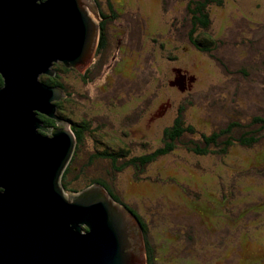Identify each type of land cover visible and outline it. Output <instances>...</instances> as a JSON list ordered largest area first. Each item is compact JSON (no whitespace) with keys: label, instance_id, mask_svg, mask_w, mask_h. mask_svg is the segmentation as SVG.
<instances>
[{"label":"rangeland","instance_id":"rangeland-1","mask_svg":"<svg viewBox=\"0 0 264 264\" xmlns=\"http://www.w3.org/2000/svg\"><path fill=\"white\" fill-rule=\"evenodd\" d=\"M96 1L105 14L107 2L120 4L117 19L108 25V62L103 60L100 67L93 57L94 67L89 64L81 74L91 68L86 80L78 72L59 75L69 93L61 89L59 111L86 120L92 130L84 135L74 163L82 170L80 179L69 174V187L80 190L92 179L113 185L145 223L156 264H264V162L254 164L256 154H264V132L252 149L236 144L224 156L190 151L192 143L199 145L200 135L264 118V0H222V8L210 6L205 33L217 41L211 53L191 47L187 40L185 8L192 7L193 0ZM96 19L98 26L97 11ZM167 103L170 113L157 118ZM179 108L185 109L181 118L192 134L173 141L169 153L141 172L128 167L114 176L113 184L106 179L108 160H96L84 169L100 142H109L113 149L128 147L134 158L163 147V133L174 124ZM205 193L211 198L199 196ZM203 207L213 214L208 211L205 218L199 210ZM217 209L221 222L230 226L227 219L235 218L237 232L219 223ZM229 234L239 238L229 243Z\"/></svg>","mask_w":264,"mask_h":264},{"label":"water","instance_id":"water-1","mask_svg":"<svg viewBox=\"0 0 264 264\" xmlns=\"http://www.w3.org/2000/svg\"><path fill=\"white\" fill-rule=\"evenodd\" d=\"M94 6L0 0V264H145L138 220L103 186L62 194L75 138L50 104L62 93L36 80L52 77L55 60L80 74L92 61L100 31ZM36 110L64 130L39 127Z\"/></svg>","mask_w":264,"mask_h":264},{"label":"trees","instance_id":"trees-1","mask_svg":"<svg viewBox=\"0 0 264 264\" xmlns=\"http://www.w3.org/2000/svg\"><path fill=\"white\" fill-rule=\"evenodd\" d=\"M186 1V0H184ZM94 3L97 7H99V4L96 0H94ZM190 5H193L192 7H187L185 8L186 12L189 15V29L187 31V40L190 44L191 47L198 49L201 52L204 53H211L214 45L216 44V40L209 38V36L205 33V30L209 27L210 25V15H209V8L210 6H215V8H222L224 5L222 0H193V2L189 3ZM120 4L116 5V7H113L110 2H107V9L110 11L111 15L113 17H117V14L120 11ZM100 9V8H99ZM105 13L101 12V10L98 12L97 16L99 20L103 19ZM107 24V21H105ZM98 26L100 28V33L98 36V44H97V51L94 53V64L97 63L98 66L104 67L103 60L106 59L105 63L108 62V53L106 56L104 53L101 52V48L103 46L104 41L106 40L107 37V29L106 25H103L100 22L98 23ZM100 56V57H99ZM100 58V59H99ZM217 62H219L217 60ZM94 64L91 65V68L94 67ZM91 68H88L83 75H81L78 71L73 70V69H66L62 64H55L53 69L55 71V76L54 77H48L45 79H41L43 83L47 84L48 86L54 87L56 84L57 87H60L63 89L67 94V90L62 87V84L59 81V75L63 74L64 72L67 73L69 72H78L79 78L82 80H86L87 77L91 74ZM65 74V73H64ZM57 78L56 82L53 80L54 78ZM85 82V81H83ZM3 85V81L0 77V87ZM65 93V94H66ZM57 106V114L61 116L63 119L67 120L68 123L70 124V128L75 135L76 139V146H75V151L74 154L65 169L62 179H61V184L63 185V188L66 193H80L81 191L87 189L88 187L96 184H99L104 187V189L107 191V193L111 196V198L115 201L117 205H121L126 207L132 214L133 216L138 220L144 234V244H145V251H146V264H156V257H155V247L151 246L150 240H149V232L147 230V227L145 223L142 221V219L138 216V214L128 205L122 202L121 198L118 196L116 190L113 188V185L105 183L103 180L99 179H92L90 180L86 185H84L80 190L74 189L69 187V183L67 181V178L69 174H76L73 176L74 180L80 179V173H82L77 166H74V163H77L78 159V153L81 151V145L83 144V137L88 134L91 130L90 128V123H87L86 120L82 121H76L72 118L70 115H64L59 111V105L58 102L56 104ZM185 111L182 108H179L177 114L178 116L175 118V122L172 125L171 128H168L164 131L163 133V147L156 149L148 154H144L141 157L134 158L131 156V152H129L128 147H124L122 145L117 146L115 149L112 148V146L108 143L100 142L98 145V149L96 147L95 151L92 153H89V157L87 162L84 165V169L87 168L89 165H91L93 162L96 160H106V162H110V167L107 170L106 173V179L109 180L111 179L110 182L108 183H113V178L116 174L122 173L124 170H126L128 167H132L136 170V172H141V170L146 167L149 164H152L156 159L159 157H162L169 153L172 149L171 143L173 141L178 142L179 139L185 135L186 133L192 134V129L190 127H184V122L181 118L182 113ZM39 120L43 123L44 126H54L55 122L45 116L38 115ZM92 131V130H91ZM231 131H239L241 132L238 137H233L231 136ZM262 132H264V118L262 117H254L252 118V121L250 125L243 127L242 125H238V123H232L229 125L226 129H220L217 132L211 134L210 136H204L200 135V140H199V145L192 143L194 147H191V150L193 153L196 155H201L205 156L207 154H218L220 156H224V154H227L228 150L230 147H233L234 145H239L240 147L252 149L254 146L259 145L261 142L258 139V135H260ZM126 134L124 133V136ZM122 146V147H121ZM142 148H145L146 146H141ZM214 149V150H213ZM108 160V161H107ZM264 162V154H256V159L254 164L255 165H260L261 163ZM73 166V167H72ZM109 166V163H108ZM140 176V173L138 174ZM75 183V181H73ZM240 186H244V183L239 181ZM114 184V183H113ZM241 187L238 185L235 186V190H240L238 193L242 192ZM199 196L203 198H211V196L207 193L204 195L200 194ZM220 206H222V201L219 203ZM202 213V215L205 218H208L210 214H213V210H208L206 207L200 208L199 209ZM214 211V216L219 219L220 212ZM210 211V214L209 212ZM219 215H217V214ZM222 218V216H220ZM227 218V217H225ZM230 223V226L227 225V221H222L219 219V223L225 225L227 227V230L231 231L233 233L234 230L233 228V222L237 221L234 219H227ZM217 222V221H216ZM229 228V229H228ZM87 230L86 228H84ZM237 232V231H236ZM239 238L238 235H234L231 238L230 234L228 236V242H235L237 238ZM248 237V236H246ZM251 237V235H249ZM241 238V237H240ZM259 264V263H257Z\"/></svg>","mask_w":264,"mask_h":264},{"label":"bare ground","instance_id":"bare-ground-1","mask_svg":"<svg viewBox=\"0 0 264 264\" xmlns=\"http://www.w3.org/2000/svg\"><path fill=\"white\" fill-rule=\"evenodd\" d=\"M90 63H91V62H90ZM90 63H89V64H90ZM55 64H62V65H63L62 62H60V61H58V60H55V61L51 64V66H50L49 68H47V71H50V72L53 73L52 77L55 76V71H54V69H53V67H54ZM89 64H88V65H89ZM88 65H87V66H88ZM90 65H91V64H90ZM87 66H86V67H87ZM86 67L84 68V70L86 69ZM66 69H74V68H72V67H68V68H66ZM74 70H75V69H74ZM84 70H83V71H84ZM83 71H82V72H83ZM40 75H45V74H40ZM38 76H39V75H38ZM46 76H47V75H46ZM0 77H1V79H2V81H3V85L0 87V89H3V88H4V79H3V77H2L1 74H0ZM48 77H49V76H48ZM36 80H37L40 84H42L43 86H45V87H47V88L57 89V90H59V91L62 93L61 88H55V87L48 86L47 84H45V83H43L42 81H40V77H37ZM62 95H63V94H62ZM60 99H61V98H59L57 101L59 102ZM57 101H55V102H57ZM55 102L51 101V103H50V104L54 107V109H55V111H54L55 119L60 120V121H62V122H64V123H66V124L68 125V126H67V130H68L69 133L74 137L75 135L73 134V132H72V130H71V128H70L71 126H70V124L68 123V121L65 120V119H63L61 116H59V115L57 114V106L55 105ZM33 113L35 114V118H36V120H37V123H38L39 127H41V128H47V129H53V130H58V131H62V130H64L63 127H59V126L56 125L55 120H53V119H51V118H49V117H47V116L41 114V113L38 112L37 110H36V111H33ZM38 115H43V116H45V117H47V118L53 120V121L55 122V126H50V127H48V126H47V127L44 126L43 123L41 122V120H39ZM35 131H36V133H37L39 136L47 137V139L49 138V140L52 138L51 135H47L46 132H43V131H41V130H39V129H35ZM47 132L50 133V130H47ZM45 135H47V136H45ZM74 151H75V145L73 146L72 151H71V154H70V157H69V160L66 162L65 168H64V170L62 171L61 176L59 177V179H60V185L62 186V189H63V190H62V194H63V195H69L68 193L65 192V190H64V188H63V185L61 184V179H62V176H63V173H64L65 169L67 168V166H68V164H69V162H70V160H71V158H72V156H73V154H74ZM94 185H96V183H95ZM90 187H91V186H90ZM88 188H89V187H88ZM85 190H86V189H85ZM0 191H1V190H0ZM83 191H84V190H83ZM81 192H82V191H81ZM70 194H78V193H70ZM118 206H119V207H124V206H121V205H118ZM125 208H126V207H125ZM126 209H127V208H126ZM141 229H142V228H141ZM87 231H88V229H87ZM142 236H143V244H144L145 242H144V234H143V230H142ZM144 257H145V264H146L147 260H146L145 244H144Z\"/></svg>","mask_w":264,"mask_h":264},{"label":"flooded vegetation","instance_id":"flooded-vegetation-1","mask_svg":"<svg viewBox=\"0 0 264 264\" xmlns=\"http://www.w3.org/2000/svg\"><path fill=\"white\" fill-rule=\"evenodd\" d=\"M95 7H96V11H97V14H98V12L100 11V9H99V7H97L96 5H95ZM110 14V15H109ZM104 18L103 19H101L100 20V24L102 23L103 25H106V29H107V34H108V25L110 26L111 24L109 23L110 21L113 23L116 19H117V17H113L112 15H111V13H110V11H108V14H104ZM105 21H107V24L105 23ZM100 29V28H99ZM111 35H113V34H111ZM108 37H109V34H108ZM97 44H98V42H97ZM119 47H120V45L118 44L117 45V48L119 49ZM162 47V46H161ZM96 48H97V45H96ZM101 50V52L102 53H104V55L106 56V54L108 53V58H109V53H110V51H111V45L110 44H108V42L105 40L104 41V43H103V46H102V48L100 49ZM126 60H123V61H121V62H114V64H113V68L115 67V66H117L119 63H123V62H125ZM114 74H116V73H114ZM118 75H120L119 73H118ZM182 78L181 77H179L178 76V78H177V83H181L182 82V80H181ZM190 81H193V79H190ZM167 106H165V109H163L162 110V108L160 109V111L157 113V115H156V117L157 118H159L160 116H162V115H165V114H167V113H170V111L168 112L167 110H168V108H171V105L170 104H166ZM156 112V111H155ZM155 114V113H154Z\"/></svg>","mask_w":264,"mask_h":264},{"label":"clouds","instance_id":"clouds-1","mask_svg":"<svg viewBox=\"0 0 264 264\" xmlns=\"http://www.w3.org/2000/svg\"><path fill=\"white\" fill-rule=\"evenodd\" d=\"M94 57V56H93ZM74 138H75V136H74ZM75 146H76V139H75Z\"/></svg>","mask_w":264,"mask_h":264}]
</instances>
